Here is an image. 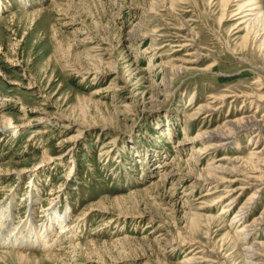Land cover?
I'll return each mask as SVG.
<instances>
[{"label":"rangeland","instance_id":"1","mask_svg":"<svg viewBox=\"0 0 264 264\" xmlns=\"http://www.w3.org/2000/svg\"><path fill=\"white\" fill-rule=\"evenodd\" d=\"M256 2L264 15V0ZM227 7L0 0V127L27 124L0 131V216H14L18 242L36 230L45 237L0 246V264H185L197 250L213 252L215 264H245L243 250L264 242V225L243 242L231 224L251 191L222 213L208 206L223 192L204 196V179L211 164L244 159L264 140L253 131L218 138L231 145L207 155L196 153L207 141L191 142L264 113L250 105L254 93L264 96V55L235 29L238 7ZM228 95L239 97L213 100ZM202 105L216 111L192 116ZM44 158L57 160L15 174ZM249 210L251 219L264 210V191Z\"/></svg>","mask_w":264,"mask_h":264},{"label":"bare ground","instance_id":"2","mask_svg":"<svg viewBox=\"0 0 264 264\" xmlns=\"http://www.w3.org/2000/svg\"><path fill=\"white\" fill-rule=\"evenodd\" d=\"M241 0H227L228 7L232 8L236 6V10L232 12V16L236 20L235 29H238V32L245 31L246 36L252 37L254 42H259V52L264 55V15L259 13L258 8L256 7V0H247L240 4ZM41 10H37L36 13H40ZM37 16V14H36ZM242 27V28H241ZM188 64H192L193 62H187ZM188 66V65H187ZM192 66V65H191ZM182 67V66H181ZM184 69H177V72L183 71ZM253 84H257L259 86L261 84L260 79H256ZM238 98L237 95H228L223 96L221 98L213 99L215 101H219L223 103L226 99L229 98ZM251 97V96H250ZM250 105H253L256 109L262 108L264 106V96L254 95L251 98ZM251 107V106H250ZM211 111H216L212 107L208 105L199 106L196 112L192 116H197L199 113L204 112L205 114ZM191 116V117H192ZM207 117V114L204 116ZM57 122V121H56ZM25 125H16L12 124L10 120H4L0 127L1 132L14 134L15 132L25 128ZM71 126V125H70ZM63 127V126H62ZM69 128V127H68ZM250 131L254 132L253 138L259 139V142L264 140V113L261 116V119H257L254 115H248V117H242L234 121H227L225 123V127H219L215 131H207L202 134H198L196 140L192 138L191 142L198 141H207L206 146L200 148L196 153L201 155H207L210 153L212 149H223L231 145V141L217 143L216 139L225 137L226 139H233L239 133H249ZM233 136V137H232ZM203 141V142H204ZM211 142H215L210 144ZM257 140L255 141V145L257 144ZM46 155V154H45ZM56 158H44L41 165L34 166L29 169H22L20 172L15 173L16 175H24L28 172H35L39 168L44 165H47L52 162H56ZM219 164L216 163L211 164L210 167L207 168L208 172L204 181L208 182L210 185L208 187L209 192L204 196L211 197L219 192H223L221 196L217 199L213 200L208 208L210 207H219L223 205L224 210L222 213H227L232 211L235 206L242 200L245 195L251 191V196L244 201L239 210L236 212L233 222L231 224V228L234 229L235 237L242 238L243 242L248 241L251 237L256 235L259 227L264 225V210L258 215L251 217L250 206L252 205V201L255 197L259 196L260 193L264 191V172H261V168H264V145L261 149L254 148L248 153V156L244 159L234 158V159H221L219 160ZM226 163L228 165H225ZM242 167L248 168V173H245L241 170ZM163 168V167H162ZM2 173H0V176ZM222 175H226L227 178H224ZM214 190V191H213ZM2 215V214H0ZM7 214L5 217L0 216V233L1 230L6 228V224H8V228L5 230L8 232V237L4 238L0 235V246L9 248V247H18V246H31L33 243H36V239L43 240L45 237L40 235L38 231L35 229H31V233L35 231V234L38 237L31 236V240L28 242L23 239V241L18 242L14 236V232L12 230V223H14V216L10 220L11 215ZM248 218V219H247ZM5 219H9L8 222ZM212 218H206V221L210 223ZM34 223V222H33ZM29 225V224H28ZM209 225V224H208ZM45 233V232H44ZM33 235V234H32ZM43 237V238H42ZM240 240V239H239ZM241 241V242H242ZM240 242V243H241ZM199 245L198 243H195ZM242 245V244H241ZM201 247V246H200ZM202 251L197 250L195 252V256H192L188 260L186 259L185 264L189 263H200V261L214 263L216 261H211V254L213 252H206L205 255L199 256ZM18 253V252H17ZM243 253L245 254V264H264V242L253 241L252 244L248 245L247 248H244ZM21 255H24L20 253ZM203 254V253H202ZM207 255V256H206ZM263 260L262 263H258L256 259ZM261 262V261H259Z\"/></svg>","mask_w":264,"mask_h":264}]
</instances>
